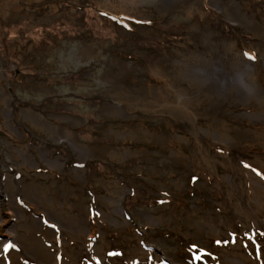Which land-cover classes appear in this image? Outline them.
I'll return each instance as SVG.
<instances>
[{
    "label": "rangeland",
    "instance_id": "obj_1",
    "mask_svg": "<svg viewBox=\"0 0 264 264\" xmlns=\"http://www.w3.org/2000/svg\"><path fill=\"white\" fill-rule=\"evenodd\" d=\"M262 101L264 0H0V264H264Z\"/></svg>",
    "mask_w": 264,
    "mask_h": 264
},
{
    "label": "bare ground",
    "instance_id": "obj_2",
    "mask_svg": "<svg viewBox=\"0 0 264 264\" xmlns=\"http://www.w3.org/2000/svg\"><path fill=\"white\" fill-rule=\"evenodd\" d=\"M101 17H106L105 15H103V14H99ZM147 21V20H146ZM134 23H136V24H139V22L138 21H133ZM248 23H250V24H252V21H248ZM247 26V25H246ZM125 50H127L126 48H125ZM246 65H248V66H251L252 64H250V62H246ZM241 86H243V89L245 88H247L248 89V87L246 86V85H244V82L243 81H241ZM264 104V101H262V104H258L259 106H260V108H262V105ZM42 196L44 195L43 193L41 194ZM126 199L125 200H132V199H134V192L131 190V193L129 194V195H127L126 197H125ZM35 199H36V201H37V203L39 204V205H42V207H45V205L47 204V202H46V200L45 199H43V198H40V192L39 191H35ZM49 205V204H48ZM26 208L27 209H29V210H32L31 208V206L29 205H27L26 206ZM49 209V208H48ZM50 210V209H49ZM40 215L39 216H35V218H37V219H39L40 220ZM41 227L43 226V225H41V223L39 224ZM79 226V225H78ZM44 227V226H43ZM72 229V228H71ZM26 233H28L27 231H25ZM19 240H21L19 243H21L22 244V247H23V251L30 257V258H34L36 261H40L41 263H43V264H53V262H54V260L53 259H55V257L59 254V252L58 251H60L59 250V245H58V247H56V249L58 250L57 252H54V254L52 255V254H50L49 252H48V249H47V247L45 246V245H43V244H37V251H34V249L28 244V240H26L25 238H23V237H21ZM0 242H2V241H0ZM263 244V243H262ZM262 244H260V246H262ZM3 246H5L3 243H0V247H3ZM52 260H53V262H52ZM237 262H239L240 264H244V262L243 263H241V259H239V258H234V259H229V261L232 263V264H239V263H237ZM159 261H163L161 258L159 259ZM62 262V261H61ZM5 264V263H4ZM66 264H71L70 262H66ZM255 264H257V263H255Z\"/></svg>",
    "mask_w": 264,
    "mask_h": 264
},
{
    "label": "trees",
    "instance_id": "obj_3",
    "mask_svg": "<svg viewBox=\"0 0 264 264\" xmlns=\"http://www.w3.org/2000/svg\"><path fill=\"white\" fill-rule=\"evenodd\" d=\"M104 18H107V17H104ZM110 20V19H109ZM111 22H113L112 20H110ZM114 23V22H113Z\"/></svg>",
    "mask_w": 264,
    "mask_h": 264
}]
</instances>
